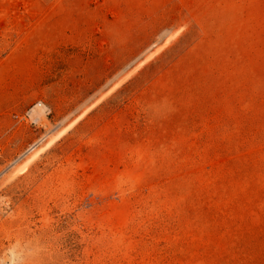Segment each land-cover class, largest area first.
Masks as SVG:
<instances>
[{
  "label": "rangeland",
  "instance_id": "rangeland-1",
  "mask_svg": "<svg viewBox=\"0 0 264 264\" xmlns=\"http://www.w3.org/2000/svg\"><path fill=\"white\" fill-rule=\"evenodd\" d=\"M0 264H264V0H0Z\"/></svg>",
  "mask_w": 264,
  "mask_h": 264
},
{
  "label": "bare ground",
  "instance_id": "bare-ground-1",
  "mask_svg": "<svg viewBox=\"0 0 264 264\" xmlns=\"http://www.w3.org/2000/svg\"><path fill=\"white\" fill-rule=\"evenodd\" d=\"M177 32L168 34L167 37L162 41L161 44L157 45L153 51H151L144 59H142L135 67L126 73L123 77H121L112 87L108 89L107 92H105L101 97H99L94 103H92L89 107H87L75 120H73L71 123H68L66 126H62L60 124L59 126H56L55 128L50 129L46 136H45V146L46 148L53 143H55L64 133H66L69 128L80 118L82 117L86 112H88L95 104H97L100 100H102L103 97H105L106 94H109L111 91H113L116 87H118L127 77H129L133 72H135L139 67H141L145 62L153 58L158 52H160L164 47H166L175 37ZM48 111V108L45 104L39 102L31 109V114L35 116V119H39L43 117ZM37 145V144H36ZM44 149V148H43ZM33 148V153L30 155L31 158H35L38 156V154L43 150ZM30 161V160H29Z\"/></svg>",
  "mask_w": 264,
  "mask_h": 264
}]
</instances>
